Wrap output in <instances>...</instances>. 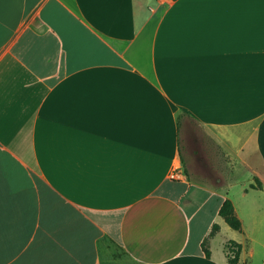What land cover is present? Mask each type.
I'll use <instances>...</instances> for the list:
<instances>
[{
    "label": "crops",
    "instance_id": "0c3cea01",
    "mask_svg": "<svg viewBox=\"0 0 264 264\" xmlns=\"http://www.w3.org/2000/svg\"><path fill=\"white\" fill-rule=\"evenodd\" d=\"M261 165L264 0H0V264H261Z\"/></svg>",
    "mask_w": 264,
    "mask_h": 264
},
{
    "label": "trees",
    "instance_id": "16d2710c",
    "mask_svg": "<svg viewBox=\"0 0 264 264\" xmlns=\"http://www.w3.org/2000/svg\"><path fill=\"white\" fill-rule=\"evenodd\" d=\"M252 188H256V186H252ZM220 216L226 221V223L234 230L240 231L242 229V223L239 220V218L235 214V210L233 207V204L231 201H226L221 210H220ZM218 230V227L215 226L213 233ZM227 249V255L229 258L230 264H239V257L242 251V247L239 244H236L234 242H230L226 246ZM207 256L209 257V252L206 251Z\"/></svg>",
    "mask_w": 264,
    "mask_h": 264
},
{
    "label": "rangeland",
    "instance_id": "374dc122",
    "mask_svg": "<svg viewBox=\"0 0 264 264\" xmlns=\"http://www.w3.org/2000/svg\"><path fill=\"white\" fill-rule=\"evenodd\" d=\"M192 128L196 134H208V131H205L203 128H199L198 130L194 127ZM184 167L187 169L188 167L187 164H185ZM256 183H257L256 188L261 187L262 189V187L264 186V167L262 165H261V183L258 180L256 181ZM261 209H264V195H263V198H261ZM261 213H263V211ZM263 240H264V226L261 227V256H260L261 264H264V254H263L264 249L262 247V245L264 244ZM258 261H259V258H258Z\"/></svg>",
    "mask_w": 264,
    "mask_h": 264
},
{
    "label": "built area",
    "instance_id": "2783aa9c",
    "mask_svg": "<svg viewBox=\"0 0 264 264\" xmlns=\"http://www.w3.org/2000/svg\"><path fill=\"white\" fill-rule=\"evenodd\" d=\"M178 176H179V174L177 172H173V174L171 175V178L177 179V178H179Z\"/></svg>",
    "mask_w": 264,
    "mask_h": 264
}]
</instances>
